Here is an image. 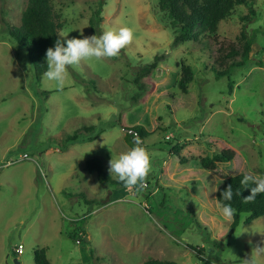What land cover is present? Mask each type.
<instances>
[{
    "label": "rangeland",
    "instance_id": "obj_1",
    "mask_svg": "<svg viewBox=\"0 0 264 264\" xmlns=\"http://www.w3.org/2000/svg\"><path fill=\"white\" fill-rule=\"evenodd\" d=\"M250 1L246 64L216 77L200 42L174 44L158 0H51L64 22L61 42L94 35L89 20H97L98 8L102 32L133 30L117 56L81 60L57 88L44 74L36 81L27 51L8 33L28 0H0V264H34L36 247L46 248L50 264H264V254L255 253L264 247V216L244 224L248 215L241 214L232 230L215 199L229 177L264 176V0ZM244 16L238 6L220 22V40L237 43ZM155 58L154 92L138 105L144 95L134 80ZM181 65L192 69L186 93L177 87ZM124 112L128 125L149 133L140 141L149 172L138 193L101 185L84 169L97 158L118 180L110 160L132 148L119 124ZM74 134L79 142L64 148ZM208 138L234 154L213 172L199 164L210 155ZM176 144L183 164L170 157Z\"/></svg>",
    "mask_w": 264,
    "mask_h": 264
},
{
    "label": "trees",
    "instance_id": "obj_2",
    "mask_svg": "<svg viewBox=\"0 0 264 264\" xmlns=\"http://www.w3.org/2000/svg\"><path fill=\"white\" fill-rule=\"evenodd\" d=\"M158 6L170 20V26L175 33L174 44L179 45L190 41L200 42L199 44L206 49L208 57L212 60L210 69L214 71L216 77L228 76L231 70L245 66L252 46V40L247 35L246 24L249 23L250 18L255 16L253 3L250 0H158ZM238 6H244L248 11L249 17H243L245 24L241 26L238 42L225 43L218 36V26L220 22L230 17ZM100 11L101 8H98L94 13V16L97 17L96 21L94 19L89 20L90 29L97 36L102 32L98 23ZM63 23L60 14L53 8L51 0H28L26 8L21 14L19 25L16 28H8L9 35L27 51L37 82H40L41 76L47 71L45 62L46 51L49 47H53L55 41L59 39V32L63 29ZM155 61L156 58L153 63L141 67L134 80V83L138 85L139 90H142L144 95L138 100V105H142L146 96H150L154 92L155 85L152 82V77L156 66ZM191 80L192 69L189 66L181 65L177 84L178 89L182 93H186ZM126 113L119 115V124L126 131L125 141H128L131 147H135V140L139 139L142 142L149 133L142 126L128 125L125 117ZM92 130L93 126L83 127V131L86 133ZM97 136L85 138L81 142L93 141ZM77 142H79V137L74 134L67 137L62 146L65 148V145ZM206 146L210 155L199 160L200 167L203 170L213 172L219 164L232 161L234 154L224 147L220 141L208 138ZM180 151L181 148L177 144L174 145L170 150V157L173 160H179L183 164L185 161L180 159ZM84 169L89 173L95 172L96 178L101 185L110 183L124 186L121 181L112 180L104 172L97 158H88L85 161ZM167 169L168 162L162 168L161 174L163 176L166 174ZM243 176V174H239L223 180L215 192V199L219 205L221 203H230L235 209V214L230 224L232 230L238 226L241 214L248 215L244 220V224H249L264 216V193L257 194L252 201H246L244 198L250 195L251 187L255 185L251 183L248 185L242 184ZM229 185L232 186L233 198L231 201H222L221 193ZM237 192L240 195H237ZM192 249L196 251L199 257V250ZM33 262L34 264H50L46 248L36 247L33 249ZM142 264L175 263L149 259Z\"/></svg>",
    "mask_w": 264,
    "mask_h": 264
},
{
    "label": "clouds",
    "instance_id": "obj_3",
    "mask_svg": "<svg viewBox=\"0 0 264 264\" xmlns=\"http://www.w3.org/2000/svg\"><path fill=\"white\" fill-rule=\"evenodd\" d=\"M61 37H67L60 34ZM133 39V30L130 27H120L118 30L107 28L99 36H83L56 40L53 47L46 51L45 62L47 71L44 76L47 80L55 83L57 88H63L65 80L68 77V68L78 65L81 60L96 58L99 60L104 57L117 56L122 48L128 45ZM135 147L121 153L118 158L110 160V174L121 181L126 189L138 193L144 186L145 177L149 172V159L144 148L140 147L139 139L135 140ZM242 184H254L251 187L250 195L244 198L246 201H252L257 194L264 193V176L255 174L244 175ZM237 195H240L237 192ZM233 198L232 186L229 185L222 193V201H231ZM220 214L225 221H231L235 214V209L230 203H221L219 205ZM256 255L264 254V247L255 249ZM248 264H255V260H249Z\"/></svg>",
    "mask_w": 264,
    "mask_h": 264
},
{
    "label": "built area",
    "instance_id": "obj_4",
    "mask_svg": "<svg viewBox=\"0 0 264 264\" xmlns=\"http://www.w3.org/2000/svg\"><path fill=\"white\" fill-rule=\"evenodd\" d=\"M23 245L22 244H18L17 246H16V248H15V253L17 254V255H21V254H23ZM198 264V263H197Z\"/></svg>",
    "mask_w": 264,
    "mask_h": 264
},
{
    "label": "water",
    "instance_id": "obj_5",
    "mask_svg": "<svg viewBox=\"0 0 264 264\" xmlns=\"http://www.w3.org/2000/svg\"><path fill=\"white\" fill-rule=\"evenodd\" d=\"M86 241H87V239H86ZM15 262H16V264H18L16 260H15Z\"/></svg>",
    "mask_w": 264,
    "mask_h": 264
}]
</instances>
